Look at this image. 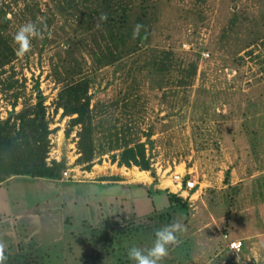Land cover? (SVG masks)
<instances>
[{
  "label": "rangeland",
  "instance_id": "1",
  "mask_svg": "<svg viewBox=\"0 0 264 264\" xmlns=\"http://www.w3.org/2000/svg\"><path fill=\"white\" fill-rule=\"evenodd\" d=\"M28 21L46 30L18 56ZM32 118L60 177L0 174L7 264H132L173 218L163 264H264V0H0V128Z\"/></svg>",
  "mask_w": 264,
  "mask_h": 264
},
{
  "label": "trees",
  "instance_id": "2",
  "mask_svg": "<svg viewBox=\"0 0 264 264\" xmlns=\"http://www.w3.org/2000/svg\"><path fill=\"white\" fill-rule=\"evenodd\" d=\"M105 2L111 0H103ZM124 2V0H122ZM108 19L104 22L103 26L109 34H111L112 40L114 39L113 33H110L115 28L116 19L113 17V9L110 4L106 7ZM121 8V15L118 18V22L121 24V28L129 29L130 20L129 16L131 14V9L126 8L124 6ZM105 10V9H104ZM105 12V11H104ZM146 35L140 34V37L143 39ZM114 41V40H113ZM121 44L124 47L125 43L124 40L121 39ZM70 95L74 98V107L73 111L78 113V119H74V121L80 120L85 115V109L83 103L80 102L79 99H76V93L74 91L70 92ZM31 125L35 130L41 126V123L36 126L35 118H32L26 122V127L22 124L21 129L14 135L10 134L8 130H3L0 128V174L5 178L14 175H30L32 177H46V178H53L59 179V169L60 164H56V170L51 167H47L44 163V153L46 151V135L47 130L46 126H43L41 130L36 131L30 135L27 132V127ZM85 134V132H84ZM80 142V150L82 153V159L88 160L90 153L88 148L86 147V141L81 138ZM130 154L132 155V161L134 164L141 166L143 169H148V163L144 160L140 162L136 160L134 156L133 149H126L122 153L123 155Z\"/></svg>",
  "mask_w": 264,
  "mask_h": 264
},
{
  "label": "clouds",
  "instance_id": "3",
  "mask_svg": "<svg viewBox=\"0 0 264 264\" xmlns=\"http://www.w3.org/2000/svg\"><path fill=\"white\" fill-rule=\"evenodd\" d=\"M107 19V13H102L96 19L95 27L100 28ZM144 29L145 26L143 24H136L133 29V37H139ZM44 30H46V24L44 23L38 26L36 22L28 21L20 25L13 36L16 55L23 56L28 53L32 46L31 40L33 38L43 39ZM185 231L186 225L183 222V218H173L170 223L155 230L151 247L142 248L132 244L127 250V258L132 264H163L170 254V249L181 244L182 241L179 239V235ZM6 247V243L0 240V264H7Z\"/></svg>",
  "mask_w": 264,
  "mask_h": 264
},
{
  "label": "built area",
  "instance_id": "4",
  "mask_svg": "<svg viewBox=\"0 0 264 264\" xmlns=\"http://www.w3.org/2000/svg\"><path fill=\"white\" fill-rule=\"evenodd\" d=\"M174 181L175 182H182V183L184 182L185 183V187H187V188H192L193 187V183L191 181H189V180L183 181L182 177H180L179 174H175L174 175ZM240 246H241V242L240 241H233V242L230 243V248L232 250H239Z\"/></svg>",
  "mask_w": 264,
  "mask_h": 264
}]
</instances>
